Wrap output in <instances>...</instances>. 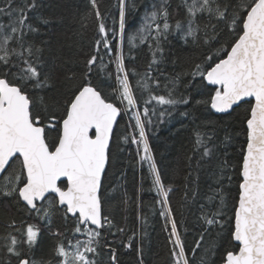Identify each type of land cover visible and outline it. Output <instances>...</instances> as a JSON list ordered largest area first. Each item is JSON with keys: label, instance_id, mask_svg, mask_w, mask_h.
Wrapping results in <instances>:
<instances>
[{"label": "trees", "instance_id": "16d2710c", "mask_svg": "<svg viewBox=\"0 0 264 264\" xmlns=\"http://www.w3.org/2000/svg\"><path fill=\"white\" fill-rule=\"evenodd\" d=\"M257 2L0 0V78L28 96L52 151L84 87L121 113L101 189L103 229L81 225L53 195L25 205L16 158L0 182V264H223L239 251L254 103L216 112L223 88L206 75Z\"/></svg>", "mask_w": 264, "mask_h": 264}, {"label": "water", "instance_id": "95a60500", "mask_svg": "<svg viewBox=\"0 0 264 264\" xmlns=\"http://www.w3.org/2000/svg\"><path fill=\"white\" fill-rule=\"evenodd\" d=\"M206 81L223 87L212 100L216 112L229 113L246 101L254 103L235 219L234 240L240 249L223 264H264V0L249 11L242 36L208 71ZM30 109L28 96L0 78V180L20 157L26 182L19 197L25 205L34 210L53 195L71 217L79 216L81 225L102 230L101 189L120 109L94 87H84L69 107L53 151ZM63 181L66 190L59 186Z\"/></svg>", "mask_w": 264, "mask_h": 264}, {"label": "rangeland", "instance_id": "374dc122", "mask_svg": "<svg viewBox=\"0 0 264 264\" xmlns=\"http://www.w3.org/2000/svg\"><path fill=\"white\" fill-rule=\"evenodd\" d=\"M37 230L33 227H28L27 228V234L29 235V238H33L35 241H38V239L40 238L37 234ZM37 234V235H36ZM60 264H64V263H60Z\"/></svg>", "mask_w": 264, "mask_h": 264}, {"label": "flooded vegetation", "instance_id": "af4514ba", "mask_svg": "<svg viewBox=\"0 0 264 264\" xmlns=\"http://www.w3.org/2000/svg\"><path fill=\"white\" fill-rule=\"evenodd\" d=\"M16 158H19V161L21 162L22 170H23L24 175H25V171H24V167H23V162H22L21 158H20V157H16ZM16 158H15L14 160H16ZM14 160H13V161H14ZM13 161H12V162H13ZM12 162L10 163V165L12 164ZM10 165H9V167H10ZM9 167H8V169H9ZM8 169H7V170H8ZM6 172H7V171H6ZM6 172H5V174L3 175L1 181L4 179V177H5V181H6V179H7V178H6ZM1 181H0V182H1ZM8 181H9V180H7V182H8ZM7 182H6V183H7ZM25 182H26V176H25ZM25 182L20 186V189L23 187V185L25 184ZM6 183H5V184H6ZM20 189H19V190H20ZM63 189H64V190L67 189V183H66V185H65V187H64ZM36 235H37V234H36ZM18 263H19V262H18ZM18 263H17V264H18ZM29 264H30V263H29Z\"/></svg>", "mask_w": 264, "mask_h": 264}, {"label": "bare ground", "instance_id": "6f19581e", "mask_svg": "<svg viewBox=\"0 0 264 264\" xmlns=\"http://www.w3.org/2000/svg\"><path fill=\"white\" fill-rule=\"evenodd\" d=\"M68 114V113H67Z\"/></svg>", "mask_w": 264, "mask_h": 264}]
</instances>
